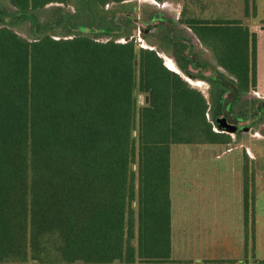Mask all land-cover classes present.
<instances>
[{
    "label": "trees",
    "instance_id": "trees-1",
    "mask_svg": "<svg viewBox=\"0 0 264 264\" xmlns=\"http://www.w3.org/2000/svg\"><path fill=\"white\" fill-rule=\"evenodd\" d=\"M124 1L0 0V264H193L173 260L172 147L230 144L208 119L223 114L228 90L209 81L208 101L157 51L91 38L125 37L121 16L105 9ZM52 3L75 13L58 9L42 25L36 12ZM256 3L246 0V17ZM17 14L29 15L20 21L31 22L33 41L9 29ZM181 21L241 88L256 87V34L237 20ZM58 26L67 36L54 39L47 32ZM244 162L248 255L256 190Z\"/></svg>",
    "mask_w": 264,
    "mask_h": 264
},
{
    "label": "rangeland",
    "instance_id": "rangeland-1",
    "mask_svg": "<svg viewBox=\"0 0 264 264\" xmlns=\"http://www.w3.org/2000/svg\"><path fill=\"white\" fill-rule=\"evenodd\" d=\"M258 1L256 17L252 9L250 16L246 17V0H130L120 4H109L106 11L110 14L132 12L135 9L137 23H131L123 16L120 17V23L128 25L124 38L91 35V38L98 42L116 40L123 44L133 41L138 48L155 50L158 54L172 57L176 61L170 51L164 52L157 46L158 40L161 43L167 42L166 35L173 25L176 26L177 37L187 38L192 43L194 62L199 65L207 64L206 67L209 66L210 70L218 74L217 81L229 92L228 102L234 104V109L224 110L223 115L218 119L225 117L231 124L241 120L255 121L252 125L236 129L233 134H227L231 138L228 145H175L172 147L171 220L173 260L175 261L193 264H207L209 263L207 261L212 260H236L244 264H259L264 261V110H260L264 108L262 99L264 98V78L262 77V82L258 79V58L256 87L251 81L247 90L241 88L239 81L218 66L212 51L204 46L194 31L181 21L192 19L208 23L219 19L237 20L244 27H248L251 33L256 34L258 49L259 37L264 38V1ZM7 8L8 15L13 16L16 9ZM58 9L75 13L74 7L70 4L52 3L45 9L38 10L36 16L42 25L51 24ZM184 12L185 15L182 14ZM154 15L167 22L171 20V23L164 22L157 29L150 27L145 30L142 24H150V18ZM4 23L6 22L0 20V28L5 27ZM12 25L10 30L23 39L33 41L30 21H18ZM112 26L117 25L112 24ZM134 29L138 30V34L135 37L129 36ZM47 33L54 39L67 36L66 31L60 26ZM261 44L264 46V43ZM262 57L261 74L264 75V54ZM164 61L167 64L166 57ZM177 68L180 69L178 63ZM178 75L186 83H188L187 77L199 80L198 77L182 70ZM189 86L201 92L208 101L210 100L213 88L207 81L201 80L198 88L190 84ZM242 90L245 93H242ZM139 102L140 106L144 105V96L139 97ZM208 119L213 124L214 132L224 133L218 124V119L213 121L209 115ZM246 156L249 158L247 169L250 184L254 178L256 190L255 244L253 251L252 246L247 249L248 255L243 247L244 171L242 169L245 167ZM201 157L222 158L204 162L194 161ZM190 160L193 162L191 163ZM201 209L205 211L200 213Z\"/></svg>",
    "mask_w": 264,
    "mask_h": 264
},
{
    "label": "flooded vegetation",
    "instance_id": "flooded-vegetation-1",
    "mask_svg": "<svg viewBox=\"0 0 264 264\" xmlns=\"http://www.w3.org/2000/svg\"><path fill=\"white\" fill-rule=\"evenodd\" d=\"M127 1H130V0H127ZM127 1H124V2H127ZM112 4H115V3H112ZM134 12H135V9L132 12H121V13H114V14L123 16L124 18L129 20V22H131V23H134V22L137 23V17H136ZM164 22H167V21H165L161 17L157 18V16L154 15V16H151V18H150V21H149L150 24H142V26L144 27L145 30L150 29V27H154L155 29H157L160 26H162L164 24ZM167 23H171V20H168ZM121 25L126 26V30H127V28H128L127 24H121ZM171 31H174L175 32L174 33L175 37H177L176 33L178 31V28H176V26L173 25ZM125 33H126V31H125ZM137 34H138V30L134 29L133 33L131 35H129V36L135 37ZM124 36H126V35H124ZM178 38H179V40H176V38H175L173 40L174 42H168L166 40L167 41L166 43H161L158 40L157 46H159L162 49V51H165V52L170 51V53H172L175 56L176 62L178 63L179 67H180V63H179L180 61H178L179 59H178V57L176 55V51H177V49H179V51H181L184 48L185 51L183 50L184 53L182 54V56H183L184 62L187 64L186 65V70L184 72H186L187 74H190L192 76H195L196 78L198 77L199 80H205L209 84H210L209 81H214L216 83H219L217 81L218 74H216L213 70H210L208 68L209 66L206 67L204 65L197 64V62H194V60H193V55L194 54L192 52L193 46H192V43L190 42V40L187 39V38L179 37V36H178ZM181 42H182V45H180L178 47L174 46L175 43L176 44H180ZM207 72H211V74H212L211 78L206 76ZM241 92L245 93L243 90ZM228 96H229V92L226 95V103H225L224 108H223V110H225V111H229V110H233L234 109V104L228 102ZM262 99L264 100V98H262ZM260 110H264V108H261ZM227 122H228V120H227ZM254 122L255 121H253V120H250V121L241 120V121H237L236 124H232V125H234L236 127V129H240V128H243V127H245L247 125L248 126L252 125ZM228 123L231 124L230 122H228Z\"/></svg>",
    "mask_w": 264,
    "mask_h": 264
},
{
    "label": "water",
    "instance_id": "water-1",
    "mask_svg": "<svg viewBox=\"0 0 264 264\" xmlns=\"http://www.w3.org/2000/svg\"><path fill=\"white\" fill-rule=\"evenodd\" d=\"M29 15H25V14H17L16 16L12 17V18H8L7 19V23L9 24H15L17 23L18 21H20V19L24 18V17H28ZM76 32L78 33H81V34H95L97 33L98 31L96 29H90V28H79L76 30ZM160 58H162L163 60V63H164V66L166 67V64H165V61H164V58L162 57L161 54H158ZM172 58V57H171ZM176 63V61H175ZM177 65V63H176ZM167 68V67H166ZM168 69V68H167ZM169 70V69H168ZM180 71V69H178ZM172 72V71H171ZM174 73H177V72H174ZM179 74V73H178ZM206 76L207 77H212V74L211 72H207L206 73ZM189 83V82H188ZM218 124L220 126V128L224 131V133L226 134H233L236 132V127L232 124H229L226 120L225 117H221L219 118L218 120Z\"/></svg>",
    "mask_w": 264,
    "mask_h": 264
},
{
    "label": "crops",
    "instance_id": "crops-1",
    "mask_svg": "<svg viewBox=\"0 0 264 264\" xmlns=\"http://www.w3.org/2000/svg\"><path fill=\"white\" fill-rule=\"evenodd\" d=\"M258 1V0H257ZM262 1H264V0H262ZM259 2V1H258ZM261 43H264V38H262V36L261 37H259V41H258V50H259V52H258V63H259V69H258V76H259V81L261 80V82H262V77L264 78V75H262L261 74V64H263V57H262V55L264 54V46H263V44H261ZM264 97V96H263ZM222 157H205V158H197V159H195L194 161H202V162H204V161H207V160H212V159H221ZM191 161V160H190ZM193 161H191V163H192ZM237 165H239V163H236ZM239 168H240V166H239ZM231 169H232V165H231ZM242 169V168H241ZM242 171H244V169H242ZM213 208H215V207H213ZM205 210L204 209H201L199 212L200 213H203ZM244 219V218H243ZM243 231H244V228H243ZM245 234V233H244ZM172 241H173V226H172ZM243 247H245V235H244V243H243ZM173 248V247H172Z\"/></svg>",
    "mask_w": 264,
    "mask_h": 264
},
{
    "label": "bare ground",
    "instance_id": "bare-ground-1",
    "mask_svg": "<svg viewBox=\"0 0 264 264\" xmlns=\"http://www.w3.org/2000/svg\"><path fill=\"white\" fill-rule=\"evenodd\" d=\"M162 57H164V58L166 57V60L168 61L166 64V67L170 71L180 73V71L178 70L177 65L175 63V60L173 58L167 57L166 55H162ZM187 80H188L189 84L195 88H198L201 84V80H198V79L187 77Z\"/></svg>",
    "mask_w": 264,
    "mask_h": 264
}]
</instances>
